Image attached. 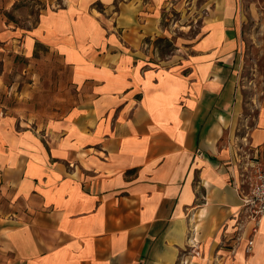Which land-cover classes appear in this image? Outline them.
<instances>
[{"label":"crops","instance_id":"0c3cea01","mask_svg":"<svg viewBox=\"0 0 264 264\" xmlns=\"http://www.w3.org/2000/svg\"><path fill=\"white\" fill-rule=\"evenodd\" d=\"M62 1L67 29L46 34L45 10L30 37L61 54L77 101L5 128L0 188L19 207L0 222V264H264V216L248 220L235 189L245 145L264 159V74L245 97L234 66L239 1L192 4L208 9L201 33L164 64L143 38L169 0L128 5V30L92 12L115 0Z\"/></svg>","mask_w":264,"mask_h":264},{"label":"rangeland","instance_id":"374dc122","mask_svg":"<svg viewBox=\"0 0 264 264\" xmlns=\"http://www.w3.org/2000/svg\"><path fill=\"white\" fill-rule=\"evenodd\" d=\"M238 1L241 7L235 14L237 23L231 26L238 40L234 66L243 76L242 82L247 83L245 97H248L255 91V85L248 83L247 79L257 74L259 83L264 74V0ZM205 2L169 0L163 7L160 28L155 30L153 36L143 38L147 45L151 43L157 63L164 64L163 60L176 54L182 57L189 53L190 42L200 35L202 18L208 11L206 8L204 12H198L199 8H196L191 12L190 6ZM134 3L139 6L141 1L115 0L110 13L104 3L96 1L92 4V12L106 9V16L111 15L115 23L128 30L127 26L132 23L134 14L125 13L123 9L128 5L133 8ZM63 4L62 0H0V153L3 150L2 143L8 138L5 128L20 131L22 128L41 126L47 119L59 116L77 101L76 91L68 78L70 67H64L61 54L53 46L30 37L32 27L45 10L48 14L42 22L46 26V34L66 30L68 22L65 16L62 12H54L62 8ZM76 32L82 34L80 23L77 24ZM119 32L122 34L121 30ZM255 36L257 45L254 44ZM78 57L76 50L67 49L68 59L77 60ZM243 115L247 120H252L255 110L247 105ZM5 116L20 120H3ZM245 150L252 152L247 150V145ZM18 207L0 188V222L18 213L15 210Z\"/></svg>","mask_w":264,"mask_h":264},{"label":"built area","instance_id":"2783aa9c","mask_svg":"<svg viewBox=\"0 0 264 264\" xmlns=\"http://www.w3.org/2000/svg\"><path fill=\"white\" fill-rule=\"evenodd\" d=\"M245 159L243 166H240L239 181L235 189L240 198L243 214L257 224L264 216V159L260 158L259 152L255 149L246 154ZM251 246L252 239H249L245 251L249 252Z\"/></svg>","mask_w":264,"mask_h":264},{"label":"bare ground","instance_id":"6f19581e","mask_svg":"<svg viewBox=\"0 0 264 264\" xmlns=\"http://www.w3.org/2000/svg\"><path fill=\"white\" fill-rule=\"evenodd\" d=\"M196 255H199V252H198V251H197V254H196ZM196 255H195V256H196Z\"/></svg>","mask_w":264,"mask_h":264}]
</instances>
